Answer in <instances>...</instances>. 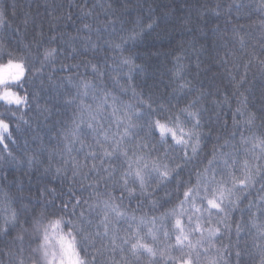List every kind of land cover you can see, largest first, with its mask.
Here are the masks:
<instances>
[{"label": "clouds", "instance_id": "clouds-1", "mask_svg": "<svg viewBox=\"0 0 264 264\" xmlns=\"http://www.w3.org/2000/svg\"><path fill=\"white\" fill-rule=\"evenodd\" d=\"M257 11L264 14V0ZM112 23L106 21L102 30L87 24L93 59L85 61L84 71L59 72L80 55L63 34L19 50L0 43V81H6L0 83V264H237V249L240 262L264 264V200L250 210V243L233 241L227 227L264 183V109L250 123L248 115L223 132L208 125L200 87L182 74L171 98L145 96L131 83L145 69L128 49L153 25L118 31ZM5 26L0 13V28ZM104 48L112 53L111 63L95 59ZM125 59L137 67L130 71ZM108 99L114 101L111 113ZM58 106L71 110L75 137L68 136L67 123L54 132L49 127ZM85 112L90 122L77 123ZM156 121L172 131L161 134ZM42 125L54 139L73 145L67 159L62 155L60 162L44 165ZM86 142L112 155L103 153L106 163L94 167L82 161L74 167L71 153ZM38 165L42 175L79 191L75 201L59 203L60 190L50 184L39 195L28 191L17 173L27 176Z\"/></svg>", "mask_w": 264, "mask_h": 264}, {"label": "trees", "instance_id": "trees-1", "mask_svg": "<svg viewBox=\"0 0 264 264\" xmlns=\"http://www.w3.org/2000/svg\"><path fill=\"white\" fill-rule=\"evenodd\" d=\"M258 8L259 0H0V13L6 20V26L0 28V43L19 50L25 44L63 34V38L80 52L66 60L67 67L59 70L67 74L84 71L85 61L93 59L87 50L94 36L83 25L90 23L94 30H102L108 21L113 22L111 27L116 30L127 31L134 25L151 23V30L128 49L145 69V74H133L132 85L153 100L171 98L172 88L183 82L173 75L182 63L181 74L194 80L203 93L208 125L214 131L219 128L227 132L237 124L234 120L242 123L249 113L264 109V64L261 63L264 61V27L261 26L264 14L259 13ZM111 55L104 48L95 59L111 63ZM109 87L118 90L120 85L110 84ZM113 103L112 99L107 100L109 113ZM81 118L90 122L87 112L77 118V123ZM72 119L71 110L58 106V114L49 127L54 132L67 123L71 138ZM41 128L38 135L43 140L40 157L44 165L50 159L53 164L60 162L62 155L67 159V149L73 145L54 139L52 132L43 130V125ZM75 149L81 150H73L71 163L74 160L87 165L106 163L101 161L103 153L95 145L86 142L75 145ZM227 152H231V147ZM17 175L24 178L27 190L35 195H39L45 184L57 187L61 204L74 202L80 195L75 189L68 191L67 181L60 183L52 181L49 175H42L39 165L27 176L24 170ZM257 195L255 191L251 194V208L245 201L246 207L233 214L231 239H239L241 246L251 242L254 229L251 228L250 210H255ZM259 218L257 212V222ZM236 220L244 229L239 237L235 232ZM241 264H249L248 259L242 258Z\"/></svg>", "mask_w": 264, "mask_h": 264}, {"label": "snow or ice", "instance_id": "snow-or-ice-1", "mask_svg": "<svg viewBox=\"0 0 264 264\" xmlns=\"http://www.w3.org/2000/svg\"><path fill=\"white\" fill-rule=\"evenodd\" d=\"M109 7H111V5H109ZM83 27L87 28L88 25L85 24V25H83ZM136 35H137L136 33H133V34H132L133 38H134ZM89 39H90V38H89ZM93 47H95V45H93ZM115 47L120 48L121 45H120V44H115ZM48 54H50V52L46 53V55H48ZM124 62H125V63H128V64L130 65V69H129L130 71H131V69H132L133 67H137L131 59H125ZM12 63H13V62L10 60V61H9V64L11 65ZM261 63L264 64V61H261ZM16 66H17V67H20V69H21V73H23V71H24L23 65H22V64H17ZM63 67H67V65H64ZM91 67H92V69H93L94 71L96 70V66H95V65H92ZM183 67H184L183 64H182V63H179V64H178V67H176V69L174 70L173 75H174V76H179V75L181 74V72L183 71ZM3 82H6V81H0V83H3ZM83 87H84L85 89H87V87H88L87 82H85V83L83 84ZM85 94H87L86 91H85ZM13 98H14V97H13ZM66 99H68L69 101H71L72 97H67ZM236 111L239 112L240 109L238 108V109H236ZM81 115H83V114H81ZM113 115L116 116V110L113 111ZM241 115H243V113H241ZM253 116H254V113H249V123L251 122V119H252ZM117 119H121V117L117 116ZM234 123H238V121H235V120H234ZM6 126H7V125H5V127H6ZM90 126H91V125H90ZM156 126L159 128L161 134L165 133L166 131H172L171 129L167 128V126H166L164 123H161L160 121H156ZM173 134H174V133H173ZM71 135H72L73 137L76 136V132H75V130H72ZM262 143H264V141H262ZM101 147H102V150H103L104 155H106V156H111V155H112V152H110L106 147H104L103 145H102ZM92 155H95V153L93 152ZM244 163L247 165V164H248V161L245 160ZM73 165H74V167L77 165V162H76L75 160L73 161ZM94 166H95V164H93V167H94ZM58 171H59V170H58ZM138 174H139V173H138ZM248 175H249V178L251 179V178H252L251 170H249ZM238 183H240V184H244L245 181L241 180V181H238ZM255 199H256L257 202H259V201H261V200H264V183L261 184V191H260L259 194L255 197ZM209 204L218 207V205H215V201H213V200H209ZM65 206H66V205H65ZM247 207H249V208L252 207V201H251V200L249 201ZM251 219H252V218L250 217V220H251ZM177 223L179 224V221H177ZM53 226H55V225H53ZM253 226H255V225H253ZM227 227H228V229L231 231V229L233 228V223L228 224ZM216 231H219V229H217ZM235 231H236L237 236H239V234L243 231V228L241 227V223H240L239 220H236V221H235ZM259 231H260V234H261V235H264V227H260V228H259ZM45 239H46V237H45ZM177 240L179 241V237H177ZM142 246L145 247V248H148V245H142ZM133 247L135 248L136 245H133ZM148 250L151 251L150 248H149ZM235 254H236L237 258H238V259H237V264H241V262H240V260H239V257H240V255H241L240 250L237 249ZM262 260H264V255H262Z\"/></svg>", "mask_w": 264, "mask_h": 264}]
</instances>
